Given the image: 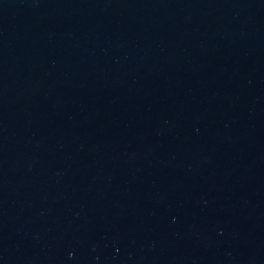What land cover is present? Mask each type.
<instances>
[{
    "label": "water",
    "instance_id": "water-1",
    "mask_svg": "<svg viewBox=\"0 0 264 264\" xmlns=\"http://www.w3.org/2000/svg\"><path fill=\"white\" fill-rule=\"evenodd\" d=\"M0 264H264V0H0Z\"/></svg>",
    "mask_w": 264,
    "mask_h": 264
}]
</instances>
